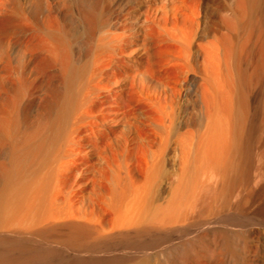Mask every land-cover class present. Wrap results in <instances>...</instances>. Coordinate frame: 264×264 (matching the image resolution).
<instances>
[{"label":"bare ground","instance_id":"1","mask_svg":"<svg viewBox=\"0 0 264 264\" xmlns=\"http://www.w3.org/2000/svg\"><path fill=\"white\" fill-rule=\"evenodd\" d=\"M114 1L25 0L19 59L35 77L25 73L0 99V264H151L155 247L156 264L189 258L187 242H170L187 214L181 197L173 213L162 196L164 166L179 148L183 193L188 155L231 154L234 96L247 99L249 58L256 73L264 65V0H207L200 9ZM220 37L223 75L212 41ZM152 42L162 46L157 65ZM164 69L175 71L170 87Z\"/></svg>","mask_w":264,"mask_h":264},{"label":"rangeland","instance_id":"2","mask_svg":"<svg viewBox=\"0 0 264 264\" xmlns=\"http://www.w3.org/2000/svg\"><path fill=\"white\" fill-rule=\"evenodd\" d=\"M205 1L187 0V3L200 9ZM121 2L123 0H115L113 6ZM24 8L25 0H0V99L11 92L12 85L24 77L25 73L30 78L35 77L29 68L23 69L22 60L19 59L26 37V21L22 14ZM186 13L187 20L179 28L187 32L192 12L186 9ZM233 19L234 61L237 66L238 63L244 65L238 58L239 48L242 47V33L239 29L241 18ZM252 19L255 20L254 15ZM33 26L36 27L34 20ZM212 41L216 42V48L220 51L219 65L223 75L221 49L225 46L224 40L220 37L217 40L212 38ZM156 43L151 48L154 49L153 58L156 60L154 65L159 64L157 54L162 48ZM250 45L253 48L258 45L255 34H252ZM255 64L254 56L249 58L248 68L252 73L246 101L240 102L242 99L238 100V94L234 96L236 135L233 141L225 144L231 154L216 157L215 160L207 158L206 154L188 155L184 165L186 187L183 193L177 190L180 180L179 148L175 149L171 155L173 158L164 166L160 184L162 196L171 197L174 201L171 205L173 213L179 212L175 201L181 197L180 208L187 214L180 225L178 222L172 224L169 233L173 245L182 239L187 242L186 257L189 258L175 264H264V65L262 71L256 73ZM164 72L165 83L170 87L174 84L175 71L164 69ZM138 106L143 110L146 108L142 104ZM203 150H206L205 147ZM130 172L136 176L137 184L143 181L140 167H133ZM204 198L208 203L206 207L202 205L205 203ZM156 250V247L149 249L147 261L151 264L159 260ZM173 253L169 255V260H172Z\"/></svg>","mask_w":264,"mask_h":264}]
</instances>
